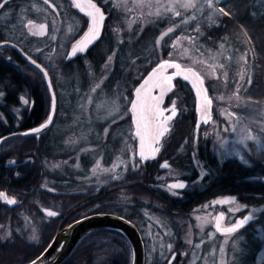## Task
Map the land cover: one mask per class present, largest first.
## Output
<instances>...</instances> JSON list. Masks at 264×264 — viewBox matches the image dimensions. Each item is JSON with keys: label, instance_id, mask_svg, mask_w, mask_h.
Listing matches in <instances>:
<instances>
[{"label": "rangeland", "instance_id": "rangeland-1", "mask_svg": "<svg viewBox=\"0 0 264 264\" xmlns=\"http://www.w3.org/2000/svg\"><path fill=\"white\" fill-rule=\"evenodd\" d=\"M100 1L108 8L105 20L107 18L106 25L112 36L113 46L97 70L91 67L87 58L83 60L88 76L86 90L79 96L77 109L71 112V117L59 128L52 130V135L62 134L64 147L68 151L73 150V153L45 162L48 172L62 177L60 182L54 181L55 177H46V187L59 194L78 193L86 191L89 186L103 184L112 176L116 177V173L119 175L128 164H131L133 169L139 165L141 157L137 151L135 127L130 111L135 87L124 109V86L116 84L113 91L108 92L103 83L115 62L121 70L123 68V72L127 71L122 56L124 60H133L149 51L156 54L153 65L165 61L168 63V69L153 81L141 102L142 121L151 140L148 160L155 159L162 142L166 140L165 137L169 132L174 133L172 124L178 112L177 99L173 95L176 78L186 81L193 92L195 114V121L189 133L190 139L186 136L179 140L176 152H184L190 147L188 154L191 163L193 161L195 165H202L203 162L197 157V150L200 144L208 140L209 148L219 160L237 157L248 165V156L257 153L264 155V99L242 95V91L247 88L245 82L249 76L250 41L243 35V46L240 48L231 46L227 40H218L216 47L199 41L202 34L201 23H213L215 14L220 16L221 12L226 11L219 5L223 0ZM36 11L46 15L40 8ZM148 25L157 27V31L146 43L143 52L133 56L132 44ZM73 26H76L75 20L64 22L63 33L71 36L75 32ZM42 42L45 43L46 40ZM41 57L50 62L51 70L62 82H67L66 78L61 77L57 61L49 60L48 56ZM25 101L26 98L21 96L20 102ZM59 114L61 117L66 116L63 110ZM127 115L130 116V121L120 127L122 136L118 151L106 163L102 143H96V140H104L112 123L125 120ZM100 122H103V126L98 130L97 124ZM82 155L88 157L86 164L80 160ZM174 167L157 174L156 179L159 182L156 184L159 187H164L163 180L167 177L177 176L178 170L179 174L188 172ZM121 176H117L115 180ZM68 180L73 181L70 183ZM56 184L69 186L70 189H62L59 192L55 188ZM138 202L148 205L145 200ZM227 207L229 217L247 207V212L258 216L259 220L251 223L248 232L237 236L218 237L211 230L207 231L213 213H210L206 205L193 207L185 214L175 217L173 221L161 218L158 213L151 212L148 208H142L146 212L148 224L161 228V233L156 232L159 235L152 238L155 246L147 247L144 251L145 258H167L173 247L178 250L177 254L185 259L183 264H244L246 261L248 264H263L264 204L252 205L249 201H241L230 203ZM21 219L20 228L28 231L29 239H34V224L24 213ZM247 233L252 236L249 240ZM8 234L9 228H6L3 236ZM257 244L259 247L254 254V246Z\"/></svg>", "mask_w": 264, "mask_h": 264}, {"label": "trees", "instance_id": "trees-1", "mask_svg": "<svg viewBox=\"0 0 264 264\" xmlns=\"http://www.w3.org/2000/svg\"><path fill=\"white\" fill-rule=\"evenodd\" d=\"M97 3L108 11L107 6L100 0H97ZM219 5L226 11L221 12L220 16L217 14L213 16L216 23H201L202 34L199 41L207 46L216 47L218 40H227L231 46L240 48L243 46L241 37L244 35L247 41H250L251 54L248 57L250 62L248 81L245 82L247 88L242 91V95L264 99V0H223ZM106 21L107 18L104 22V33L86 54L87 60L95 70L104 62L107 52L113 46ZM156 31L157 27L149 25L143 28L132 44L133 56L143 52L146 43ZM155 57L154 51L133 60H124L122 56L123 65L128 68L124 72L115 62L103 87L111 92L116 84L124 86L126 95L125 102L122 103L124 109L132 97V89L153 66ZM38 62L46 70L50 69L49 76L56 104L50 125L39 132L36 139L35 134H22L20 131L39 124L47 117L50 95L43 74L14 47L0 46V264L27 263L48 245L57 230L88 213L110 211L137 221L138 218H145L146 212L142 208H148L149 211L158 213L161 218L173 221L175 217L190 210L193 204H186L182 197L156 184V176L161 172L158 166L159 158L142 161L137 168L127 169L120 178L99 188L102 191L112 189V193L107 195L110 196L111 202L115 203H105L108 197H102L99 189L92 186L86 187V191L71 193L61 192L62 189L69 190V186L56 184V190L62 194L46 187L44 185L46 177H55L53 179L57 182H60L62 177L48 172L45 162L73 153V150L68 151L62 145V134L52 135V130L59 128L71 117V112L77 109L78 98L86 90L88 76L86 66L80 59L70 62L57 61L61 77L66 78L67 82H62L61 78L56 76L50 68V62L43 59ZM174 83L173 95L177 99L178 112L173 120L172 131L178 137L174 139L175 145L166 147L165 152L172 157L174 166L188 171L191 165L189 147L184 152H176L175 149L179 140L186 136L189 138L192 130L195 121L194 95L186 81L176 78ZM21 96L26 98L25 103L20 102ZM62 110L66 112L64 117L59 114ZM129 121L130 116L127 115L125 120L112 123L105 139L96 140V143L99 141L102 143L106 163L117 153L120 146L122 136L120 127ZM102 126L103 122H100L97 129L101 130ZM206 149V144H200L198 156L209 165L216 164L214 157L208 156L205 152ZM87 158V155L80 156L81 162L85 164L88 162ZM160 158L164 157L161 155ZM250 159L248 168L230 158L219 174L228 179L227 191L230 195H235L242 201H249L250 204H264V155L257 153ZM218 164L220 167L224 165ZM252 170L260 177L258 189L241 185L248 176L253 178ZM68 181L71 183L73 180ZM220 190L215 189L214 192ZM123 194L131 200L125 202L121 197ZM138 200H145L148 205L141 204ZM44 209L54 210L55 213L48 214ZM244 212H247V207L241 209L239 213ZM23 213L30 218L36 228L34 239H29L28 231L20 228ZM6 228H9V234L4 237L3 232ZM246 236L248 240L252 238L250 233ZM178 244L179 242L177 246ZM258 247V244L254 246L255 252ZM130 255V245L126 237L117 230L103 228L84 235L59 264H129ZM176 259L177 264H183L185 261L180 254H177ZM262 263L264 264V261ZM144 264L169 262L168 257L162 259L155 257L148 260L145 258Z\"/></svg>", "mask_w": 264, "mask_h": 264}, {"label": "flooded vegetation", "instance_id": "flooded-vegetation-1", "mask_svg": "<svg viewBox=\"0 0 264 264\" xmlns=\"http://www.w3.org/2000/svg\"><path fill=\"white\" fill-rule=\"evenodd\" d=\"M90 1H92L94 5H98L97 0ZM1 2L2 0H0V3ZM99 7L105 14V9L101 6ZM37 8H40L41 10H43V12L45 11L46 15L44 16L42 14H39L40 12L36 11ZM69 20H75L76 23L75 28L73 26V30L75 29V32L71 34V36L63 33L64 22H67ZM104 22L105 17L103 21V28L99 37H101V35L104 33ZM89 23L90 15L81 12L78 9L74 0H7L3 5L0 6V43H12L16 45L22 52L26 53L28 56H30L36 61H40L42 59L41 56H48L49 60L51 61L63 60L66 62H70L75 61L76 59H80L81 61H83L84 58H86L88 50L96 44V40L82 53H79L69 59H67L66 56L71 50L74 43L88 29ZM42 40H46V42L43 43ZM2 45L8 44H0V46ZM8 46L13 47L11 45ZM14 49L16 48L14 47ZM20 53L21 52L19 51V54ZM47 71L49 73V70ZM145 138L148 147V155L145 160L141 159L140 162L149 159L151 140L146 134V129ZM175 138L176 135L172 132H169V134L165 137L166 140L162 142L159 152L154 157L155 159L159 158L158 166L161 169V172H163L162 170H165L170 167L175 168L171 161L172 157L167 155V152H165L166 147L170 145H175ZM61 142L63 145L62 138ZM204 144L207 145V149L205 152L208 154V156L214 157L215 160H213L216 162V164H207L206 161H204L203 159H201L200 156H198L197 150V157L200 161L203 162V164L195 165L192 161L191 165L189 166L188 172H186L187 174H179L178 170L176 172L178 173L177 176L167 177L165 180H163V182L165 183L163 188H165L168 192L177 195L178 197H182L186 204H193L190 209L196 206L206 205L210 213H213V216H211L212 222L208 226L209 228L207 231L211 230V232H213V234H215L216 236H237L248 232L251 223L259 220L258 216L255 217L249 214L248 212H244L237 214L232 213L231 217H229V210L227 206L230 203H240L242 201L241 199H238L235 195H230L228 193L227 185L229 181L226 177H222V175L219 174L220 170L225 168V162H227L230 158L226 157L219 160L209 148V141L205 140ZM161 155L164 158H160ZM251 157L252 156H248V165L242 163L237 157H233V159L241 162L243 165L249 168ZM218 163H220V165L224 163V165L220 167L218 166ZM130 165L131 164H128L126 168L122 170L123 172H121L119 175L118 173H116V177L123 175V173H125L127 169L131 168ZM5 166H7V164H5ZM202 170L203 172H200ZM116 177L112 176V178H110L103 184L96 185V189H99L101 186L107 184L108 182L115 181ZM252 177L253 178L251 179L250 176H248L247 179L243 180L244 182L241 184L242 187L258 189L260 177L257 173H255V170H252ZM158 182L159 181L156 179V183ZM215 189L221 190L218 192H214ZM98 192L102 195V197H108V200H106L105 203L111 202L110 196L107 194H111L112 189L103 191L99 189ZM121 197L122 199H124L125 202H129L131 200L128 196H126V194L121 195ZM252 205L256 204L253 203ZM44 210L52 211L53 214L55 213V211L51 209ZM97 212H108L124 217L123 215L110 211ZM217 213H220L221 215L218 223V225L221 227L232 225L237 221L244 220L246 217L247 218L239 227L231 231L221 233L217 231L214 226L215 217ZM146 219V217L138 218L137 221L128 219L136 225L142 238L144 251L147 250V247L149 248L155 246L152 241V238L155 235H159L161 233V228H154L153 226L148 224ZM145 232H147L148 235ZM156 232L160 233L157 234ZM177 251L178 250L176 248L171 247V253L168 257L169 264H177ZM255 253L256 252L254 251V254Z\"/></svg>", "mask_w": 264, "mask_h": 264}, {"label": "water", "instance_id": "water-1", "mask_svg": "<svg viewBox=\"0 0 264 264\" xmlns=\"http://www.w3.org/2000/svg\"><path fill=\"white\" fill-rule=\"evenodd\" d=\"M7 0H2L0 6ZM78 9L81 12L90 15V23L88 29L84 34L74 43L71 50L68 52L66 58L69 59L79 53H82L87 47H89L100 36L103 28V21L105 14L101 8L90 0H74ZM0 44H8L15 47L22 55L38 68L43 74L49 95H50V108L47 117L39 124L30 127L28 129L20 131L22 134H35V138H38V133L46 129L53 118L55 111V94L50 81L48 71L36 60L22 52L16 45L12 43L2 42ZM168 69L167 62H160L153 65L148 72L143 76L139 83L135 87L134 96L130 103V111L132 122L135 127V135L137 139V151L142 160H145L148 155V147L145 138V125L141 116V102L142 98L148 89L149 85L161 74L165 73ZM200 84V81H198ZM48 214H53L52 211L44 210ZM220 213H217L215 217L214 226L217 231L225 233L239 227L244 220L235 222L232 225L221 227L218 225L220 220ZM109 228L114 229L122 233L129 245H130V263L129 264H144L145 252L140 233L136 225L126 219L125 217L108 213V212H92L78 217L74 221L70 222L66 226L56 231L48 245L33 259L25 264H59L72 250L76 243L87 233L96 230Z\"/></svg>", "mask_w": 264, "mask_h": 264}]
</instances>
